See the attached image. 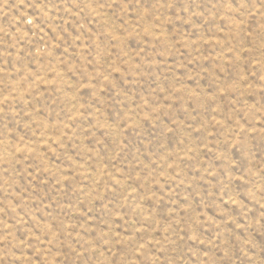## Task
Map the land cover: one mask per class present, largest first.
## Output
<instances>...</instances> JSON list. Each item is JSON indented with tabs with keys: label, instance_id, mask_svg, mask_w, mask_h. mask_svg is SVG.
<instances>
[{
	"label": "rangeland",
	"instance_id": "374dc122",
	"mask_svg": "<svg viewBox=\"0 0 264 264\" xmlns=\"http://www.w3.org/2000/svg\"><path fill=\"white\" fill-rule=\"evenodd\" d=\"M0 264H264V0H0Z\"/></svg>",
	"mask_w": 264,
	"mask_h": 264
}]
</instances>
